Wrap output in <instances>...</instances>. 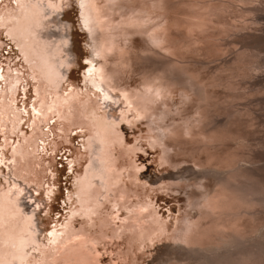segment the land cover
<instances>
[{"label":"bare ground","instance_id":"1","mask_svg":"<svg viewBox=\"0 0 264 264\" xmlns=\"http://www.w3.org/2000/svg\"><path fill=\"white\" fill-rule=\"evenodd\" d=\"M207 1L210 3L209 0H87L81 6L84 27L88 29L97 26L99 29L97 39L93 41L91 37L92 42H96L91 47L92 62L97 61L99 64L96 68L91 66L84 77L85 82L92 88L93 95L98 96L97 93H99L103 99H111V92L119 90L120 97L127 107L122 120H127V114L130 112H133L136 118L130 121L133 124L140 119H147L149 133L146 138L147 145L152 149L157 147L161 149L163 165L166 163L171 166L170 168H178L179 174L170 184L163 187L170 191L183 189L186 192L185 214L180 220L178 229L179 219H176L172 233L175 229L177 231L171 236L168 235L169 229L166 222L159 218L154 202L139 196H137L139 198L137 202H131V195L136 192L127 185L124 177L127 174L129 178H134L136 166L131 162L133 149L126 147L118 124L108 123L105 116L98 117L96 111L98 104L92 103L91 98L84 96L76 87H73L72 83L68 84L70 89L66 95L54 90L66 77L62 76L53 62V57L63 55V47L61 45H55L54 49L51 45L45 47L36 39L35 27L41 25L42 17L39 7L44 9L41 0L37 1L39 7L35 5L32 8H28L23 2L20 11L9 13L5 20L0 14V33L3 28L6 35L19 47L20 54L32 71L30 76L36 81L31 89L34 100L24 105L25 108L28 107L31 118L33 117L32 144L30 145L32 148L30 149L26 141H23L13 149L11 158L14 161V175L26 182L34 180L30 178V174L35 175L33 166L36 156L34 153L37 151L36 140L42 135V124L48 123L55 116L62 118L64 111L72 116V124L64 125L62 128L64 132L62 140L69 143L68 131L71 127L77 126L76 128L83 129L82 124L95 127V134L91 138L88 137L87 142L93 145L91 153L93 154V151L97 153L95 163L100 166L97 171L90 165L86 168L87 176L81 180L76 192L77 198L82 199L84 204L93 205L92 208L87 211L81 203L73 202L77 213H84L87 216L83 217L86 218L85 225L76 229L74 220L62 221L60 225H57V229L50 230L46 238L47 243L39 242L37 239L38 229L34 223V216L23 215L19 208L18 201L22 190L3 191L0 189V264H102V260L97 258L99 240L106 237L121 239L127 233V228L130 230L128 236L130 244L137 246L138 249L141 245L154 240L163 238L170 241L171 243L165 247V253L175 261L174 264H264V177L261 179L256 177L262 174L260 170L262 165L259 164L261 160L255 161L257 167L261 165L259 166L261 168L251 163L263 154L260 155L261 151L260 153L254 152L253 149L250 153V148L246 156L247 153L242 151L245 149L243 145L242 152H238L240 154L232 150L235 154L231 157L230 154L228 156L227 151V158H230L225 160L224 156L220 155L224 152L218 149V146L223 145L228 138L237 137L236 134L233 135V127H242L243 124L250 125L247 122L249 120L242 121L243 111L256 114L253 118L254 124L251 126H255V123L259 124L264 116H261L260 112V115L256 113L258 109L252 112L254 109H251L250 104L244 103L242 107L237 106L238 103L232 102L233 99L229 101L231 105L232 103L235 105H222L224 113L218 116L212 111L209 101L219 97L225 99L228 93L205 89L208 84H216V86L223 84L224 87L223 80L226 70L223 68L225 70L223 73L221 68L227 66L234 56L235 59L238 56L244 60L242 58H247L246 51L251 52L253 48L260 49L258 45L264 40V0H217L210 4ZM82 2L83 0L80 4ZM234 2L241 3L238 7H244L243 4H247L255 11L259 10L261 14L258 11L259 17L253 20L242 16L244 20L239 21L236 18L237 20L233 22L228 21L225 15L231 14L228 12ZM258 2L260 5L256 4ZM51 5L53 3H49V7ZM245 11L251 10L246 9ZM240 13L242 15V11L238 14ZM11 15H13V20ZM180 28L184 33L180 32ZM211 29L214 30L211 31ZM207 33H210L212 37L219 35L221 39L215 41V39L207 38L209 36ZM205 35L207 37H204ZM137 36L143 38V48L140 50L136 45ZM236 47L240 49L234 52ZM225 51L230 52L227 57L215 59V55L222 56ZM140 60H146V63L148 60L151 63V69L147 70L146 66L137 70L135 66ZM245 63L247 62L243 63V67L248 69L250 65L246 67ZM61 64L68 67L66 60H61ZM231 65H229L230 68L235 67V64ZM4 67L0 71V80L5 83L0 88V128L8 142L10 135L23 134L20 123L24 108L17 107L20 78L10 73V67L6 69ZM237 67L230 71L236 70ZM263 68L259 69L262 71ZM129 69L140 75L137 87L130 85L123 77ZM217 70L220 72L217 73ZM242 70L240 72L246 71ZM227 72H229L228 68ZM240 72L238 71L239 74ZM257 72L256 76L253 73L251 76L253 78L249 82L247 80L249 83L247 87L252 86L255 89L261 86L259 89L263 88L264 73L258 74ZM238 76L234 78L237 77L239 80ZM242 76L245 77V74ZM230 77L228 88H231L229 92L233 93L232 88L237 89L238 86L231 81L233 79ZM43 80L52 81V90L48 91L40 86ZM178 86L181 87L180 90H177ZM244 86L245 84L242 87ZM242 87L241 91H243ZM254 89L252 91L257 93L258 89ZM178 91L181 94V102L173 110L174 106L171 108L170 101L174 100ZM101 92L104 93L101 94ZM25 95H27L26 89ZM259 98L262 97L257 99ZM249 100L251 104L255 101L253 98L252 101ZM197 102H206V104L200 103L197 106ZM258 102H255L257 106ZM172 105L175 104L172 103ZM195 107H197L195 112L188 110L189 108L193 110ZM184 109L190 114H185ZM252 114L248 115L252 117ZM175 116H180L182 122L177 123ZM255 117L259 119L258 123L255 122ZM82 118L86 121L81 120ZM239 135L244 134L238 133ZM255 136L258 135L255 134ZM233 138L232 140L235 141L236 138ZM258 138L259 136L256 139ZM60 150L59 143L55 142L53 151ZM196 158L198 159L195 160ZM242 158L245 159L243 161H248L250 165L255 166V168L249 167L254 169L253 171L252 169L247 170L245 164L246 171L242 169L243 165L241 168L236 166L238 168L236 170L231 168L242 163ZM81 159L75 158L70 163L80 162ZM186 159H193L191 162H194L195 168L193 166L181 167V162H190ZM6 160H8V155L0 153V164L5 163ZM223 168L231 169L226 176L221 175ZM55 177L54 174V180ZM95 178L105 181L108 195L105 202L113 205L117 209L116 213L123 211V207L117 201L112 204V199L109 197L113 192L121 195V199L124 198L125 202L131 203L126 206V210L128 214L135 215V223H138L140 229H144L143 231L136 232L134 225L128 227L124 224L119 225L117 229L112 228V236L105 231L107 222L101 216L105 203H96L99 189L93 187V181H90ZM253 178L257 179L258 185L255 184L256 179L254 184L246 181ZM42 183L40 186L44 185ZM131 183L138 187L135 181L132 180ZM189 188L190 191H188ZM69 198L73 200V195ZM146 211L148 215L145 214ZM130 218L127 217L126 220ZM97 221L98 224H96ZM87 223H90L88 229L91 231L97 225L100 229L95 240L89 238L94 240L91 244H89L90 240L85 231ZM144 223L148 224L147 228ZM59 227H62L61 233ZM27 248L35 253H28ZM131 248L134 247L131 246ZM95 252L97 255L93 258L91 254L94 255Z\"/></svg>","mask_w":264,"mask_h":264},{"label":"rangeland","instance_id":"2","mask_svg":"<svg viewBox=\"0 0 264 264\" xmlns=\"http://www.w3.org/2000/svg\"><path fill=\"white\" fill-rule=\"evenodd\" d=\"M37 1L39 0H0V14L4 16L3 20H5L7 18V15H9V13H15V12L17 13L18 11H20L21 4L23 2L26 3L28 8H32L33 6L37 5ZM81 1L82 0H41V3H43L44 9H41V7L37 5L40 8L39 12L42 15L41 25L35 27L37 41H39L41 45H45V47H49V45H51L52 49L56 48L55 45H61V47H63V55H61V57H53V62H54L55 67H57V70L62 74V76H66V77L63 78V82H61L58 85V87H55L54 90L59 91L60 94L62 95H66L69 93V89H70V87H68V84L72 83L74 85L73 87H76L81 93H83L84 96H88L89 98H91L90 100H92V103L98 104V106H96L98 117L105 116V120L108 123L118 124V129L124 136L126 147L129 149L131 148L133 149V152L131 153V160H132L131 162L133 163V165L136 166V169H135L136 178L135 177L129 178L127 174H125V177H124L125 178L124 181L127 183V185L131 189H133L134 192H136V193H133V195L135 196L131 195V202L133 203L137 202L139 200L137 196L141 197L142 199L151 200L152 202H154L153 204H154L155 209L158 211V216L159 218L163 220V222H166L167 227L169 229L168 235L171 236L176 233L180 225V220L181 218H183L185 214L186 192L183 189L180 191H170L163 187L167 184H170L173 181V178L176 177L177 174H179L178 168H175V169L170 168L171 166L166 163H164L163 165V161L161 160V157H162L161 149L159 147H157L156 149H152L149 145H147L146 138L149 135L148 127H147L148 126L147 119H140L138 122L133 124L130 121L136 120V118L134 116V113L130 112L127 114V120H122L123 114H125L127 107H125V104L123 103V100L120 97L119 90H115V91L111 90L112 98L109 100L103 99V97L99 96V93H97L98 96L93 95V92L91 91L92 88L90 87V85H88L85 82L84 77L88 73L89 69H91V66L96 68L99 64V62L97 61L92 62L93 57L91 56V47L94 46V43H96V42H92L91 37L93 38V41H95L98 37L99 29L97 26H95L94 28H88V29L84 27V24L82 21L81 6H83V4L87 2V0H83L82 4H80ZM209 1L210 3H212V1L217 2V0H209ZM49 3H53V5L49 7ZM207 3L210 4L208 1ZM256 4L260 5L259 2ZM238 5H241V3L234 2L232 4L231 10L228 12L231 14L228 15L226 13L228 16L227 15L225 16L228 21L233 22L234 20H237V19L240 21V19L244 20V17H247V18L250 17L248 18V20L249 19L253 20L259 17L258 16L259 10L255 11L254 9L251 8V6L247 4H243L244 7H238ZM245 5L247 7H245ZM241 8L242 9L244 8L245 10L247 9V11L248 10H251V11L246 12L244 9L241 10ZM239 11L240 12L242 11V15L241 13L238 14ZM253 13L255 14L256 17L253 16L254 15ZM259 13L261 14L260 11ZM11 16L13 20V15ZM251 17H254V18H251ZM213 30L214 29H211V31ZM89 32H92V33H89ZM180 32H183L182 28H180ZM206 35L204 37H207L209 35L207 38L215 39V41L218 39H221L219 35H216L214 37H212L210 33L207 36ZM136 38L138 39L137 40L138 43L136 45L139 46V50H140V48H143L142 47L143 38H140V36H137ZM0 45H1L0 47V71L2 70V67L4 66H5L4 67L5 69L7 67H10V73L13 76H18L20 78V81L18 83L20 90L17 95L18 96L17 107L19 109L24 108V112L22 111V119L20 123L21 132L23 133L22 135L21 133L18 135H10L9 137L10 141L6 142L7 137L4 136L5 134L2 131V128H0V150H1L0 153L1 154L5 153L6 155H8V160H6L5 163L0 164V172H1L0 173V189H3V191H6V190L16 191L17 189L22 190V194L20 195L19 201H18L19 208L22 210L23 215L34 216V223L36 224V227L38 229L37 239L39 242L47 243L46 238H47V235L50 233V230H53L55 228L57 229V225L61 223L62 221H68L70 219L74 220L73 223H75L76 229H80L81 226L85 225L86 223V218H83V217H87V216L84 213H77V209H75V205L73 204V202L81 203V205H83V207H85L87 211H89L93 206V205L91 206L88 204H84L82 199L77 198L78 196L76 192H77V188L79 187L81 180L87 176L85 173V170L89 165L91 166V168H93L96 171L100 169V166L97 165V163H95V159H97V153H95V151H93V154L91 153V147H93V145H90V143L87 142L88 137L91 138L95 134V127L89 124H85V125L82 124L84 126L83 129L76 128L77 126L71 127V129H69L68 131V139L70 141L69 143H67L64 140H62V136L64 135L62 128L64 127V125L72 124L71 115H69L66 111H64L62 113V118L55 116L53 119L49 120L48 123H43L42 124V135H40L36 140L37 141L36 142L37 151L34 153V156H36V158H35V165L33 166L35 175L30 174V178L34 180L26 182L22 178L16 177L14 175L15 168H14V161L11 158V153L13 152V149L17 148L18 144H20L23 141H26L30 149L32 148L30 145L32 144L31 135L33 131V127H32L33 117L31 118V115L28 112L29 111L28 107L25 108L24 105L28 103L30 100L32 101L34 100V97L32 96L33 92L31 89H33V86L36 83V81L32 79V77L30 76L32 71L27 65V63H25L24 58L20 54L19 47H17L15 45V42L12 41L9 38V36L6 35V32L4 31L3 28L0 33ZM258 48L260 49L253 48L251 52L246 51L247 53L246 56L247 58L249 57L250 59L242 58L244 60H241L240 57L238 56H236L237 58L235 59V56H234V59L230 63L227 64L228 67L225 65V67L221 68L222 70L220 69L221 72L223 73L226 70V73H224V80H223L224 87L222 86L223 84H219L220 86H218L217 84L218 87L216 86V84L215 85L208 84L206 86L205 89L209 91L228 93L227 95L228 97L225 99H221V97H219L217 99L215 98L213 101H209L210 104L212 105L211 109L216 115L221 116L224 113V109L222 105L232 106L238 103L237 106L242 107L243 104L245 103V104H250V106L252 105L251 109H254L252 110V112H255L258 109L257 110L258 112L256 111V113L260 112L261 116H264L263 115L264 114V110H263L264 109V102H263L264 86L262 89H259L261 88V86L255 88V89H258L257 93L256 91L254 92L252 91L254 89L252 86H250L252 89L250 87H247V85H249L248 83L249 80L253 78L251 77L253 76V73L257 69H258L257 71H259L260 70L259 68L264 67L263 66L264 64V55H263L264 54V51H263L264 40L258 45ZM234 49H235L234 52H237V50H239L240 48L236 47ZM257 50H259L260 53L257 52ZM229 54L230 52L225 51L222 56L219 54V55H215L214 57L215 59H217L219 57H227ZM190 56H193V55H190ZM187 57L192 58L189 56ZM61 60H66L68 62V67L63 66L61 64ZM244 62H247L245 63L246 67L250 65L248 69L243 67ZM233 63L235 64V67H237L238 65L239 67H237L236 70L234 71H230V70H233V68H235L232 66L234 65ZM229 65H231L232 68H230ZM146 66H147V70L151 69V63L148 60H147V63H146V60H140L138 61L135 68L138 70ZM253 66L255 67L253 68ZM20 67L22 68L20 69ZM192 67H193V64H192ZM223 68H225V70ZM227 68L229 72H227ZM239 68L241 70L243 69L242 71L244 70L246 71L240 72L241 70H239ZM251 68L255 70H252ZM220 70L219 71L217 70V73L220 72ZM238 71L240 72V74L238 73ZM235 72L236 74L234 75ZM256 72L254 73L255 76L257 75ZM246 73L248 74V78H247ZM257 73L262 74L264 73V70L262 71L260 70ZM241 74L242 75L245 74V77L242 76ZM230 76H233V77L231 78ZM235 76H238L240 79L238 80L237 77L234 78ZM123 77L133 87H137L139 85V79H140L139 73H133V71L129 69L123 75ZM229 77L230 79H233L231 81L233 83H236V85L238 86L237 88V86L235 85L236 86L235 88L237 89L232 88L233 91L232 90L231 91L233 93L229 92V89H231V88H228L229 87L228 84L230 83ZM243 77L245 79H243ZM241 78L243 79V81H240L242 80ZM225 80L226 81L228 80V81L226 82ZM245 81L247 84L245 83ZM237 82L239 84H237ZM0 83H1L0 84V88H1L4 86L5 83L4 81H0ZM244 84L245 86L242 87ZM37 85H40V84H37ZM40 86L43 89L45 88L48 91L52 90L53 88L52 81H49V80H43V83ZM180 86L182 88L184 87L183 85H180ZM180 86L177 87V90L181 89ZM211 86L212 88H210ZM241 87L243 91H241ZM25 89L27 90V95H25ZM179 92L180 91H178L175 94V98L173 100L175 103L173 101H170L171 108L172 106H174L172 108L173 110L176 109V107L180 105L179 102H181V94ZM103 93L104 92H101V94ZM245 93H247V95ZM249 93L250 95H248ZM256 97L257 98L262 97V98L257 99ZM252 98L254 100L256 98V100L252 102L253 104H251L249 100L251 99L252 101ZM230 99H233L232 102H234L235 104L232 103L231 105V102L229 101ZM237 99L238 100L241 99L240 100L241 102L238 101ZM245 99L246 100L248 99L247 102L248 101L249 102L247 103ZM225 100L226 102H224ZM259 100L262 101V103H260ZM256 101L257 102L259 101L257 103L259 104L258 106L255 104ZM206 102L204 103L197 102V106L200 105V103L206 104ZM172 103L175 105H172ZM185 109H188V108H185ZM185 109H184L185 114L186 113L190 114L188 112L189 111L195 112L197 107H195L193 110L189 108L188 109L189 111ZM248 114L251 116L252 113L250 114L247 111L245 112L243 111L241 118L243 122H246L247 120H249L247 121L250 123L249 126H246L243 124L242 127H233L234 129L233 135L236 134L237 136V137L234 136V138L237 139L238 137H241V136L243 137L240 139L238 138L239 140L235 139V141L232 140L233 137H230L231 139L228 138L229 140L227 139L223 145L218 146L219 147L218 149L224 152V153L222 152L220 153L219 151L221 157L224 156L223 159L226 160L230 158V157L227 158V151H228V156L229 154L230 156L234 155L235 153L240 154L238 153L239 151L240 152L243 151L247 153L245 154L247 156L250 148H251L250 153H252V149H253V151L255 150L254 152L260 153L261 151L260 155L262 154L264 155V126H263L264 117H263V120L261 121H259V119L255 117V122L258 123L259 121L260 123L259 124L255 123V126H251L254 124L253 118L254 116H256V114L254 115L252 114L253 115L252 117H250ZM184 116H187V115H184ZM247 116H249L251 119H249V117L247 118ZM44 120L45 119H43V121ZM81 120L86 121V119L84 118H82ZM175 120L177 123L182 122V118L180 116L178 117L175 116ZM238 133L244 134V135L238 136ZM255 134L259 136L258 139H256L258 136H255ZM260 136L262 137V139ZM27 138L29 139L28 141H27ZM55 142H58L61 147V150L58 152L53 151V146ZM242 146L243 148L245 147V149L242 150ZM256 148H257V151H256ZM232 150H235L236 152L233 153L234 151ZM263 155L261 156L262 158H264ZM261 157L260 158L258 157L259 159L257 158L251 161V163H254L256 165V163L259 160H261V163L259 162V164H261L262 166L261 165L259 166H261L262 168L259 166L257 167L256 165L257 168H261L260 170H262L261 171L262 174L256 176L259 179H261V177L262 178L264 177L262 176L264 174V165H263L264 159H262ZM75 158H82V159L80 162L77 161L75 163L74 162L70 163V161H74ZM178 158L180 159L181 157L179 156ZM198 158H196L195 160H197ZM243 158H242V161L245 160ZM186 160L190 162L188 163L181 162V167L193 166L195 168L194 162H191L193 161V159L191 160L186 159ZM243 162L242 163L240 162L239 165L237 164L234 166V168L233 167L231 168L233 170H236L238 168H241L242 167L241 165H243L244 168L242 167V169L245 170V165H246L247 170L249 169L251 171L252 168H249V167L253 166V164L250 165L251 163H249L248 161H247L248 163L246 161H243ZM190 163L192 164L190 165ZM236 166L237 167L239 166V167L237 168ZM253 167L255 168V166ZM229 170L231 169L230 168L221 169V175L226 176L227 175L226 173H228ZM253 170L254 169H252V171ZM54 174L56 176L55 180H54ZM253 179L246 180V181L253 183L256 178H253ZM132 180L135 181L138 187H135L131 183ZM53 181L56 183L53 184L54 183ZM90 181H93V187H97V189H99V193L97 194L96 203H99V204L105 203V207L102 209L101 216H103L102 218H104L107 222V227L105 231L110 236H112V228L117 229V227L121 224H124L128 227H133L132 225H134L136 232H141L144 230L143 228L140 229L138 223L137 224L135 223V215L128 214V211L126 210V206H129L131 204L130 202H125V200H123L124 198L121 199V195L119 194L116 195V193L113 192L111 196L109 197L112 199V204L115 201H117L118 204L123 207V211L116 213L117 209L114 208L113 205H110L105 202V199L108 197L106 188H105V181L102 180L101 178H95ZM204 181L205 180H203V182ZM41 182L44 183L43 186H40ZM255 182L254 183L257 184L258 182L257 179ZM214 187H216V185ZM188 191H190V188L188 189ZM71 195H73V200L72 198H69ZM14 197H16V194H14ZM139 211H141V209H139ZM74 214L75 216L73 217ZM145 214L148 215L149 214L148 211H146ZM127 217H131V218L129 220H126ZM94 218H96V216H94ZM176 219H179V223H177V229H175V231H173L172 233V229L175 226ZM96 224H98V221ZM144 225H146L145 227L147 228L148 224L144 223ZM89 226H90V223H87L85 227L87 237L88 239L93 238L95 240L98 234L100 233L99 225H97L96 228H92L93 231H91V229H88ZM61 229L62 227H59L60 233H61ZM89 231H91V233H89ZM126 232L127 233H125L121 239H117L115 237L114 238L106 237V238H103L102 240H99L100 243L97 245L98 253L95 252L94 255L91 254V256L94 258L98 254L99 256H97V258L99 257V259L102 260L103 262L102 264H174L175 263V261L171 259L169 256H167L165 253V247L171 243L167 239L162 238L161 240H154V241L148 242V244L141 245L138 249L137 246L130 244V241L128 239V236L130 235L129 228L126 229ZM89 240H90L89 244H91V241H94L91 239ZM131 246H133L134 248H131ZM27 251L28 253H35L30 248H27Z\"/></svg>","mask_w":264,"mask_h":264}]
</instances>
